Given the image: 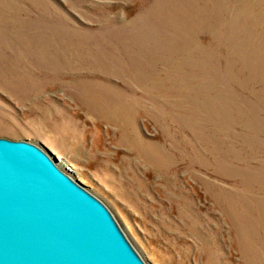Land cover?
I'll use <instances>...</instances> for the list:
<instances>
[{
  "label": "rangeland",
  "instance_id": "374dc122",
  "mask_svg": "<svg viewBox=\"0 0 264 264\" xmlns=\"http://www.w3.org/2000/svg\"><path fill=\"white\" fill-rule=\"evenodd\" d=\"M0 136L152 264H264V0H0Z\"/></svg>",
  "mask_w": 264,
  "mask_h": 264
},
{
  "label": "water",
  "instance_id": "95a60500",
  "mask_svg": "<svg viewBox=\"0 0 264 264\" xmlns=\"http://www.w3.org/2000/svg\"><path fill=\"white\" fill-rule=\"evenodd\" d=\"M46 145L0 136V264H152Z\"/></svg>",
  "mask_w": 264,
  "mask_h": 264
}]
</instances>
